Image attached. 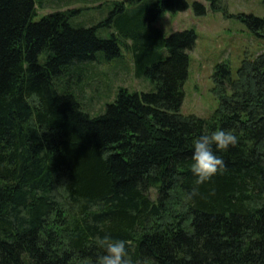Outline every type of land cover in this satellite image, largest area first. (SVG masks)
Listing matches in <instances>:
<instances>
[{
	"label": "trees",
	"instance_id": "trees-1",
	"mask_svg": "<svg viewBox=\"0 0 264 264\" xmlns=\"http://www.w3.org/2000/svg\"><path fill=\"white\" fill-rule=\"evenodd\" d=\"M206 1L264 39V15ZM42 2L0 0V264H91L105 234L126 239L136 264H264V50L234 76L228 61L215 65L210 116L182 113L196 32L165 36L152 22L187 0H115L107 37L105 21L71 24L80 7L32 20ZM122 47L152 86L120 85L91 114L83 75L96 53ZM221 127L238 143L196 185L192 141Z\"/></svg>",
	"mask_w": 264,
	"mask_h": 264
},
{
	"label": "rangeland",
	"instance_id": "rangeland-1",
	"mask_svg": "<svg viewBox=\"0 0 264 264\" xmlns=\"http://www.w3.org/2000/svg\"><path fill=\"white\" fill-rule=\"evenodd\" d=\"M187 1L189 5L186 9L165 12L152 24L165 36L181 29L195 30L196 40L189 50L188 77L183 85L184 99L180 110L182 113L208 117L217 106V97L212 91V73L215 65L228 61L234 76L244 56L253 58L264 50V39L253 35L244 23L235 17H228L222 11H212L206 0H198L206 7V13L203 15L194 13L193 0ZM225 3L230 14L243 12L264 15L263 0H225ZM115 4V0H44L41 5H37V12L32 20H38L55 9L80 7L81 11L71 17V24L89 26L105 21L106 25L98 28V34L107 37L118 30L112 22V16L109 17ZM101 54H95L99 61L89 64L86 76L83 75L82 78L81 94L86 104L89 103L90 111L94 112H90L91 114H98L101 108L103 111L105 104L115 98L120 85L130 90H148L152 86L149 79L135 76L130 54L124 51L123 47L120 57L108 60ZM149 191L154 197L155 189Z\"/></svg>",
	"mask_w": 264,
	"mask_h": 264
},
{
	"label": "clouds",
	"instance_id": "clouds-1",
	"mask_svg": "<svg viewBox=\"0 0 264 264\" xmlns=\"http://www.w3.org/2000/svg\"><path fill=\"white\" fill-rule=\"evenodd\" d=\"M239 136L234 129L217 128L204 131L192 141L191 171L196 177V185L209 181L213 175L224 167L220 151H226L238 143ZM198 192L193 187L190 195ZM95 257L91 264H136L128 250V242L123 238H114L110 234L96 238Z\"/></svg>",
	"mask_w": 264,
	"mask_h": 264
}]
</instances>
